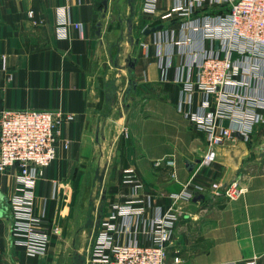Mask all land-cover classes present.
Wrapping results in <instances>:
<instances>
[{"label":"crops","instance_id":"obj_1","mask_svg":"<svg viewBox=\"0 0 264 264\" xmlns=\"http://www.w3.org/2000/svg\"><path fill=\"white\" fill-rule=\"evenodd\" d=\"M111 1L103 11L101 0H0V111H51L60 119L61 132L56 157L34 187L33 212L49 237L44 254L29 256L13 244L7 200L15 191L17 169L0 173V264H61L68 240L75 251L80 214L74 202L93 171V180L106 192L95 220L89 218L93 208L83 216L88 252L101 223L113 213L111 205L124 202L121 195L131 191L122 182L128 168L141 183L136 199L144 212L136 218L138 231L170 206L181 211L167 244V264L175 259L180 264H264V127L249 139L236 134L235 141L218 149L212 164L202 165L205 137L177 109L175 69L162 73L157 66L153 32L141 33L130 47L126 40L117 41L123 19L112 13L118 6ZM169 5L171 0H159L157 14ZM59 7L67 9L70 22L65 39L55 34ZM137 10L140 31L161 25L142 15L140 0ZM177 23L166 26L172 29ZM117 42L120 65L126 56L134 60L130 71H111L110 48ZM181 60V54L174 55L173 65ZM123 95L126 101L120 105ZM196 104L195 96L192 110ZM235 179L245 188L235 199L212 188ZM189 186L190 200L173 204L172 195ZM131 238L150 243L140 232L115 234L114 243Z\"/></svg>","mask_w":264,"mask_h":264},{"label":"built area","instance_id":"obj_2","mask_svg":"<svg viewBox=\"0 0 264 264\" xmlns=\"http://www.w3.org/2000/svg\"><path fill=\"white\" fill-rule=\"evenodd\" d=\"M158 2L140 0V11L162 25L153 32L157 66L162 73L175 69L174 82L180 86L177 109L204 135L207 148L200 163L208 166L221 146L236 140V134L249 139L264 127V0H171L157 14ZM55 14L56 37L65 39L70 23L67 9L59 7ZM170 22L178 25L169 29ZM176 54L183 60L173 65ZM195 96L197 107L192 110ZM60 134V119L51 111H0V173L17 169L15 191L7 200L9 233L13 244L29 256L44 254L48 246L49 237L38 228L41 219L33 212V196L37 178L56 157ZM122 182L131 191L121 195L124 202L111 205L113 213L101 223L103 229L93 240L86 263L167 264V244L181 211L170 206L138 231L136 218L144 212L136 199L141 183L130 168L122 171ZM212 188L226 199L245 191L239 179ZM192 192L190 186L184 187L172 195V203L189 201ZM117 216L124 221L116 223ZM137 232L140 237L147 235L150 243L135 238L114 243L115 234Z\"/></svg>","mask_w":264,"mask_h":264},{"label":"rangeland","instance_id":"obj_3","mask_svg":"<svg viewBox=\"0 0 264 264\" xmlns=\"http://www.w3.org/2000/svg\"><path fill=\"white\" fill-rule=\"evenodd\" d=\"M139 0H133L132 2H128L126 0H112L111 3L114 5H117L118 7H114L112 9V13L117 17L120 16L123 21L118 25L120 27L119 29V43L123 40L127 46H131L132 42L134 41L133 39H139L141 37L142 31L141 29V24L139 20V15H138V10H137V2ZM112 14V17L114 15ZM144 19V18H143ZM130 23V30H128V24ZM115 25H117L115 23ZM126 33V35H124ZM120 35L123 37H120ZM128 40H127V38ZM117 42L114 46L110 48V57L112 58V61L114 60L115 62V67L111 70L115 72L117 69L121 70L128 65L130 61L133 59L130 56H126V59L124 58V65H120L121 62V55L120 57H116V46L119 45ZM109 45V46H110ZM124 46L119 47L118 53H122L124 50ZM129 52L130 48H129ZM108 66H111L110 63ZM116 68V69H115ZM125 96L123 95L120 100V105L125 104ZM93 171L91 173H88V178L86 181V187L82 190L81 193L75 198V205L78 209V213L80 214V217L78 218L77 221V234L74 236V241L75 244L73 248H76L75 251H72V247L70 246V240L67 241V245L65 249L61 253V264H85V261L83 262L84 256L86 255V248L89 244V238L85 236L86 234H83L82 229L84 226V221L85 219V213H88L89 210L92 208L94 209L93 214L89 215V218H93L92 220H95L94 214H98L99 208L101 206V196L104 193L105 196V189L106 186L101 184L96 180H93ZM105 198H103V205H104ZM96 210V211H95ZM75 229V228H74ZM92 240V239H91Z\"/></svg>","mask_w":264,"mask_h":264},{"label":"water","instance_id":"obj_4","mask_svg":"<svg viewBox=\"0 0 264 264\" xmlns=\"http://www.w3.org/2000/svg\"><path fill=\"white\" fill-rule=\"evenodd\" d=\"M101 4H102V10L103 11H106V8H107V4H108V0H101ZM162 28V25H157V26H153V27H150V28H145L143 31H142V35L143 36H146L148 34H150L151 32H154L156 30H160ZM128 30H130V23L128 24ZM137 41H135V43H137ZM217 45V43H216ZM134 66V60L130 61L128 63V65H126V68L128 69V71H130ZM199 197H196L194 200H198ZM100 221H98V224H99Z\"/></svg>","mask_w":264,"mask_h":264},{"label":"trees","instance_id":"obj_5","mask_svg":"<svg viewBox=\"0 0 264 264\" xmlns=\"http://www.w3.org/2000/svg\"><path fill=\"white\" fill-rule=\"evenodd\" d=\"M110 86L113 87V95H114V92L116 91V87L113 86V83H110Z\"/></svg>","mask_w":264,"mask_h":264},{"label":"flooded vegetation","instance_id":"obj_6","mask_svg":"<svg viewBox=\"0 0 264 264\" xmlns=\"http://www.w3.org/2000/svg\"><path fill=\"white\" fill-rule=\"evenodd\" d=\"M133 0H129V3L132 2Z\"/></svg>","mask_w":264,"mask_h":264}]
</instances>
